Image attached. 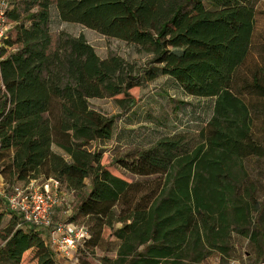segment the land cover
Instances as JSON below:
<instances>
[{
  "label": "trees",
  "instance_id": "trees-1",
  "mask_svg": "<svg viewBox=\"0 0 264 264\" xmlns=\"http://www.w3.org/2000/svg\"><path fill=\"white\" fill-rule=\"evenodd\" d=\"M208 1L216 7L203 0H55L62 21L150 53L144 65L101 59L82 34L60 32L51 49L50 0H24L22 17L10 12L20 24L0 46V178L13 184L52 177L74 193L88 185L67 221L78 215L90 224L86 249L102 237L118 241L106 264H208L215 253L234 259L236 235L252 263L264 264V180L252 179L245 165L264 159V133H255L254 109L245 101L264 99V63L244 70L254 6ZM159 73L190 95L213 97V113L196 142L165 136L117 160L132 175L159 176L143 188L113 172L92 147L111 139L114 120L88 100L110 97L126 109L137 101L131 91ZM4 216L10 219L3 226ZM27 252L36 264H59L41 231L18 226L0 198V264H21Z\"/></svg>",
  "mask_w": 264,
  "mask_h": 264
},
{
  "label": "rangeland",
  "instance_id": "rangeland-1",
  "mask_svg": "<svg viewBox=\"0 0 264 264\" xmlns=\"http://www.w3.org/2000/svg\"><path fill=\"white\" fill-rule=\"evenodd\" d=\"M239 1L253 4L255 11L252 45L244 65V70H248V66L264 63V0ZM50 2L48 28L51 36V49L56 45L58 34L65 32L73 36L82 34L101 59L116 55L126 61L144 65L151 58L150 53L141 51L135 44L101 34L79 23L62 21L56 10L55 0H50ZM203 3L208 9L216 7L208 0H203ZM8 4L7 32L9 38L14 39L20 21L13 20L10 12L16 10L22 17L25 4L24 0H8ZM36 9L37 7H33L32 10L35 11ZM16 47V44L6 45V54L15 50ZM131 93L137 101L126 109L120 108L116 101L110 97L90 98L88 100L91 109L107 117H112L114 120L111 139L100 144L93 143L92 147H97L102 151L103 163L113 172L126 176L133 182L143 184V188H148L147 184L153 182L159 176L132 175L118 165L117 160L120 158L128 160L138 151L150 147L158 139L165 136L181 134L185 135L191 142H196L199 131L206 125L213 113L214 98L190 95L184 91L176 80L161 73L155 79L144 82L140 88L133 89ZM245 101L254 109L255 133L262 136L264 133V99L258 96L246 95ZM52 148L58 153H63L54 145ZM245 165L252 179L257 182L264 180L263 158L252 157L246 159ZM88 190V185L79 193L70 192L63 188V201L54 209V219L67 220ZM9 219V216L7 218L4 216L2 225H6ZM73 221L90 226L85 218L78 215ZM118 226H120V223H116V227ZM244 241L243 237L237 235L234 237L237 246L236 258L222 259L223 261H221L219 255L215 253L208 259L207 263L253 264V258L248 257L245 253ZM117 245L118 241H107L106 237H102L96 245L91 242L86 252L78 250L71 255L70 259L57 256L55 260L59 264H106V258L114 259L116 257ZM21 264L36 263L32 258V254L27 252L23 255Z\"/></svg>",
  "mask_w": 264,
  "mask_h": 264
},
{
  "label": "built area",
  "instance_id": "built-area-1",
  "mask_svg": "<svg viewBox=\"0 0 264 264\" xmlns=\"http://www.w3.org/2000/svg\"><path fill=\"white\" fill-rule=\"evenodd\" d=\"M8 0H0V46L6 37ZM64 186L55 178H37L6 183L0 178V198L3 206L18 218V226L29 225L41 231L55 257L70 259L78 250L86 252L90 237L85 224L55 220L54 209L62 201Z\"/></svg>",
  "mask_w": 264,
  "mask_h": 264
},
{
  "label": "crops",
  "instance_id": "crops-1",
  "mask_svg": "<svg viewBox=\"0 0 264 264\" xmlns=\"http://www.w3.org/2000/svg\"><path fill=\"white\" fill-rule=\"evenodd\" d=\"M54 259H56L55 256H54Z\"/></svg>",
  "mask_w": 264,
  "mask_h": 264
}]
</instances>
